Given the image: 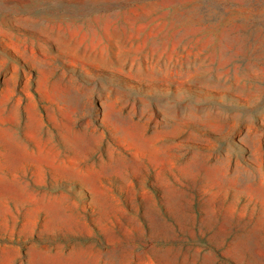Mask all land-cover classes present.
<instances>
[{
	"label": "rangeland",
	"instance_id": "rangeland-1",
	"mask_svg": "<svg viewBox=\"0 0 264 264\" xmlns=\"http://www.w3.org/2000/svg\"><path fill=\"white\" fill-rule=\"evenodd\" d=\"M0 264H264V0H0Z\"/></svg>",
	"mask_w": 264,
	"mask_h": 264
}]
</instances>
